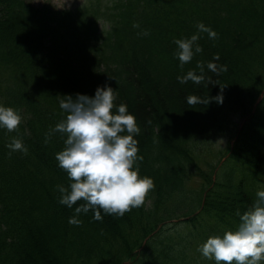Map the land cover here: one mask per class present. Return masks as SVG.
Returning <instances> with one entry per match:
<instances>
[{
    "label": "trees",
    "instance_id": "16d2710c",
    "mask_svg": "<svg viewBox=\"0 0 264 264\" xmlns=\"http://www.w3.org/2000/svg\"><path fill=\"white\" fill-rule=\"evenodd\" d=\"M200 21L218 35L200 32L202 51L181 67L175 40ZM217 54L226 72L207 68ZM198 61L205 80L182 84ZM105 81L137 118L140 174L155 188L123 216L82 212L70 224L76 205L60 204L57 187L70 184L56 159L59 101ZM218 93L223 103L186 99ZM0 103L23 115L16 130L0 128V264H216L199 245L234 230L237 210L264 187V0H84L64 10L0 0ZM13 137L27 153L8 154Z\"/></svg>",
    "mask_w": 264,
    "mask_h": 264
},
{
    "label": "clouds",
    "instance_id": "9594fccd",
    "mask_svg": "<svg viewBox=\"0 0 264 264\" xmlns=\"http://www.w3.org/2000/svg\"><path fill=\"white\" fill-rule=\"evenodd\" d=\"M139 25H137L138 27ZM198 31L191 36L175 40L181 67L202 51L198 43L200 32L210 38L218 33L203 21L197 23ZM145 34H147L145 32ZM219 55L207 63L212 72H226L227 64L217 65ZM199 73L189 70L177 79L183 84L189 79L199 84L205 80V68L197 62ZM119 93L109 82L98 85L94 95L77 92L61 95L60 107L67 115L58 121L53 131L66 134L65 147L56 153L58 166L66 170L70 178L68 187L58 185L59 203L74 208L70 224H81L80 213H93V219L102 220L105 214L123 216L133 207L141 206L150 190L155 188L154 178L140 174L138 134L141 131L134 113L126 103L116 104ZM189 104L212 101L223 103V94L208 96L197 94L186 97ZM23 120L20 109L0 103V128L16 130ZM46 134V142L49 139ZM12 152H28L22 137H13L7 144ZM264 183V182H262ZM257 199L242 213L238 226L222 235H210L199 245L204 257L216 264H261L264 261V187L257 190ZM77 201H82L77 204Z\"/></svg>",
    "mask_w": 264,
    "mask_h": 264
},
{
    "label": "rangeland",
    "instance_id": "374dc122",
    "mask_svg": "<svg viewBox=\"0 0 264 264\" xmlns=\"http://www.w3.org/2000/svg\"><path fill=\"white\" fill-rule=\"evenodd\" d=\"M29 1L32 2L37 7L48 5L59 10L75 9L84 2V0H29ZM239 123H241L240 125H242L243 120H241Z\"/></svg>",
    "mask_w": 264,
    "mask_h": 264
}]
</instances>
